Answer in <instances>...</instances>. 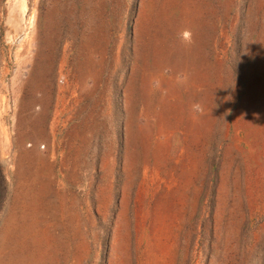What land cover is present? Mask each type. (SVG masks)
<instances>
[{
    "label": "rangeland",
    "instance_id": "374dc122",
    "mask_svg": "<svg viewBox=\"0 0 264 264\" xmlns=\"http://www.w3.org/2000/svg\"><path fill=\"white\" fill-rule=\"evenodd\" d=\"M0 264H264V0H0Z\"/></svg>",
    "mask_w": 264,
    "mask_h": 264
},
{
    "label": "clouds",
    "instance_id": "9594fccd",
    "mask_svg": "<svg viewBox=\"0 0 264 264\" xmlns=\"http://www.w3.org/2000/svg\"><path fill=\"white\" fill-rule=\"evenodd\" d=\"M192 32L188 29H184L181 32L177 34V39L182 45H191L193 43L192 40ZM185 83L187 82V77H185ZM192 110L193 111H203L202 107L200 104H193L192 105Z\"/></svg>",
    "mask_w": 264,
    "mask_h": 264
}]
</instances>
